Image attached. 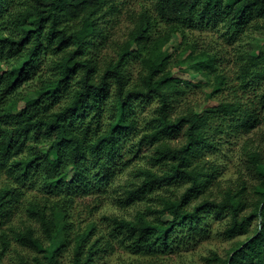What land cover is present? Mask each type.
Listing matches in <instances>:
<instances>
[{
  "label": "trees",
  "instance_id": "trees-1",
  "mask_svg": "<svg viewBox=\"0 0 264 264\" xmlns=\"http://www.w3.org/2000/svg\"><path fill=\"white\" fill-rule=\"evenodd\" d=\"M131 1L116 36L120 0H0V262L13 240L32 250L15 264H62L67 252L70 264H96L117 240L134 253L172 250L226 216L227 255L206 258L264 264V50L252 47L264 38V0ZM211 27L232 45L230 73L225 49L196 36ZM222 134L244 139L253 176L217 193L220 164L206 155ZM127 139L152 165L134 164L118 200L144 208L104 213L109 232L94 216L72 219L78 198L112 183Z\"/></svg>",
  "mask_w": 264,
  "mask_h": 264
},
{
  "label": "rangeland",
  "instance_id": "rangeland-1",
  "mask_svg": "<svg viewBox=\"0 0 264 264\" xmlns=\"http://www.w3.org/2000/svg\"><path fill=\"white\" fill-rule=\"evenodd\" d=\"M134 2L135 1L132 2L131 0H128L127 2H125V0H120V3H123L124 8L121 18L115 23L114 33L116 36L123 34L129 25L127 10L129 9L128 7L134 5ZM196 36H198L200 45H219V47L225 49L224 52H227L228 54V51L232 49V45L225 40V37L221 34L219 28L211 27L203 30L197 29ZM244 40V44L247 46L248 37H245ZM255 40L252 41V47L257 50H264V38H257ZM232 59V55H230L229 58L224 57L221 63V67L229 69V73L230 71H233L235 65ZM196 73L192 70V74L186 73V76L197 79L200 74L198 72ZM236 81L239 83L238 80ZM231 90L232 89L228 87L222 91V94L225 97H230L232 95L230 93ZM249 92L251 93L253 91ZM201 95V89L195 87H190L187 93L188 98L191 100L199 99ZM145 113L146 111L142 112L143 115ZM261 125V135L263 136V139H261L262 137L260 135H257L258 139L256 141L261 144L264 154V123ZM140 129L142 130V127H140ZM218 137L219 139H216V141H218L217 148H211L207 151L206 155L208 159H212L214 162L220 164L221 172L217 174V183L214 185L217 193H219L224 187L231 185L233 180L238 178L241 173H243L247 179H250L253 176L252 172L246 167V157L243 155L242 151L244 139L235 136L226 137V134H222ZM137 140L138 139H127L125 144L122 145V155L117 156V166L114 167V177L111 178L113 184L110 183L100 187L97 193L84 196L86 198H78L76 200L77 205L74 208V214L71 217L72 219L77 222H82V225H84L90 217L94 216L97 219L101 230L109 232L111 229L110 223L103 219L102 216L104 213H125L128 217H133L136 208H144L143 203L139 205L133 204L125 208L118 200L120 198L119 194L122 195L124 192L123 184L126 182V177L131 174V169L134 167V164L147 163L148 165H152L144 156L135 157L136 146L134 143ZM175 141L180 140L178 139ZM47 148L48 145H44V149ZM146 153L147 151L143 150L141 155ZM185 185V183H182L181 185L173 186L172 188L175 192L179 193L184 190L186 187ZM159 191L161 193H171L170 191H167L166 188H162ZM19 219V216H17L14 219V223L19 224ZM226 220V216H216L212 222V232L209 233V235L197 242L185 240L183 246L175 247L174 245V249L172 250H164L163 247L151 246L142 250L141 253H134L130 251L128 246H126L129 242H124L120 245L121 242L117 240L116 250L104 253L103 256L96 261V264H222L211 262L206 257L211 254L213 250L219 252L224 257L227 255V251L233 239L227 238L222 234ZM5 229L7 233L12 234L9 225H6ZM244 237L245 235H241L239 238L243 239ZM19 252H29V254H31L32 250L21 246L13 240V243L3 255L0 264H15ZM61 262L62 264H70L69 252L62 256Z\"/></svg>",
  "mask_w": 264,
  "mask_h": 264
}]
</instances>
